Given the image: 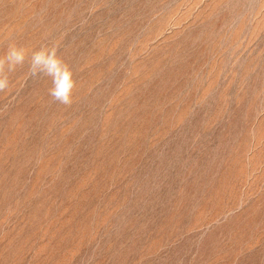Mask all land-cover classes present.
<instances>
[{
    "label": "rangeland",
    "instance_id": "1",
    "mask_svg": "<svg viewBox=\"0 0 264 264\" xmlns=\"http://www.w3.org/2000/svg\"><path fill=\"white\" fill-rule=\"evenodd\" d=\"M0 60V264H264V0H0Z\"/></svg>",
    "mask_w": 264,
    "mask_h": 264
},
{
    "label": "clouds",
    "instance_id": "2",
    "mask_svg": "<svg viewBox=\"0 0 264 264\" xmlns=\"http://www.w3.org/2000/svg\"><path fill=\"white\" fill-rule=\"evenodd\" d=\"M11 55L15 58V63H22L23 56L17 52H12ZM45 53H37L33 57V63L31 66V75L37 76L40 74L39 65L41 63H45L50 67H55L59 65V61L56 59L54 53L47 54V58ZM10 71H14V65L9 69ZM3 61L0 60V91L5 90L8 87V79L3 76ZM55 88L50 91V95H52L55 99H58L61 103L68 104L71 102L69 93L71 88L74 86V82L71 80V73L65 71L63 77L57 82L54 81Z\"/></svg>",
    "mask_w": 264,
    "mask_h": 264
}]
</instances>
